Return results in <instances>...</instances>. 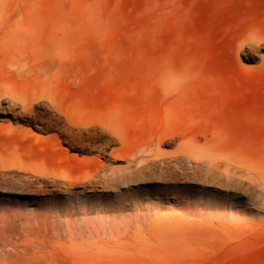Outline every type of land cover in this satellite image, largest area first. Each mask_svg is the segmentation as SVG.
Listing matches in <instances>:
<instances>
[{
  "label": "rangeland",
  "instance_id": "1",
  "mask_svg": "<svg viewBox=\"0 0 264 264\" xmlns=\"http://www.w3.org/2000/svg\"><path fill=\"white\" fill-rule=\"evenodd\" d=\"M0 264H264V0H0Z\"/></svg>",
  "mask_w": 264,
  "mask_h": 264
},
{
  "label": "bare ground",
  "instance_id": "2",
  "mask_svg": "<svg viewBox=\"0 0 264 264\" xmlns=\"http://www.w3.org/2000/svg\"><path fill=\"white\" fill-rule=\"evenodd\" d=\"M66 122L67 124L66 126H63V130L73 139V141L79 143V149L82 150L88 148L91 149L92 147H101L103 150L105 147L112 144V142L118 137V124L109 119L85 125L81 124L82 121L78 122L75 115L66 114ZM86 141L89 142L85 143Z\"/></svg>",
  "mask_w": 264,
  "mask_h": 264
}]
</instances>
